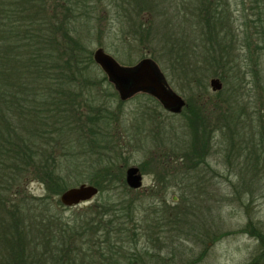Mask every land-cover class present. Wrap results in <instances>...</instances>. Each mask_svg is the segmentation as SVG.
<instances>
[{"label":"trees","instance_id":"16d2710c","mask_svg":"<svg viewBox=\"0 0 264 264\" xmlns=\"http://www.w3.org/2000/svg\"><path fill=\"white\" fill-rule=\"evenodd\" d=\"M235 2L250 14L243 13L242 30L235 34L223 30L235 21L228 14V0H115L109 4L118 9L119 17L130 21L134 41L153 35L159 28L152 25L160 17L171 18L169 11L174 7L177 15L189 10L206 49L202 61L214 70V76L230 79L243 49L245 66L264 95V0ZM92 5V0H0V264H117L122 243L128 239L123 235L131 223V206L116 209L119 202L102 194L117 188L125 194L128 187L121 181V171L106 162L108 150L98 123L110 112L91 104L100 83L92 75L98 65L80 38L79 27L88 26ZM144 15L155 21L144 22ZM187 107L195 137L182 144L185 150L178 158L184 163L179 168L185 164L188 173L204 162L211 133L219 129L226 132L228 152L234 148L233 154L244 156L240 172L264 171L258 165L264 161V102L258 138H254L257 132H244V126L239 132L240 116L227 100L210 111L214 122L205 105ZM71 132L79 133L78 143H84V150L99 151L95 161L99 182L92 184L100 194L92 207L84 213L73 212L72 218L65 215L72 207L56 200L66 189L62 174L80 167L78 158L71 155L73 148L71 153H61ZM246 134L251 137L241 140ZM31 182L41 184L44 195L29 196L26 189ZM122 257L128 261L133 255Z\"/></svg>","mask_w":264,"mask_h":264},{"label":"rangeland","instance_id":"374dc122","mask_svg":"<svg viewBox=\"0 0 264 264\" xmlns=\"http://www.w3.org/2000/svg\"><path fill=\"white\" fill-rule=\"evenodd\" d=\"M228 1V14L231 21H235L233 26L225 25L223 30L235 34L242 30L243 13L250 14L243 12L240 5L235 6L237 0ZM92 2V11L87 13L88 26L79 27V36L92 57L97 48H102L122 66H133L150 58L169 88L186 103L181 113L171 114L146 93L121 101L101 69L96 66L92 72L100 83L91 104L110 112L104 122L99 124L96 119L105 138L102 144L108 150L106 162L114 165L117 172L121 171L125 186L129 167L138 168L142 175V187L138 190L128 188V192L122 194V189L117 188L102 193L104 198L108 194V198L119 202L116 209L131 206V223L124 228L123 235L128 239L122 243L118 256L121 258L116 256L117 264H128L132 260L131 264H264V171L240 172L238 167L243 164L244 156L233 154L234 148L228 152L226 132L219 129L211 133L204 162L194 170L187 163L188 173L185 164L178 167L184 163L178 158L185 150L182 144L195 137L189 126L191 115L187 105H205L214 122L216 118L210 111L216 103L227 100L240 116V133L242 126L244 132H257L254 138L262 133L259 111L264 95L262 86L257 87V79L246 67L245 50L240 51L234 62L230 79L222 81L218 77L221 91L213 92L209 82L217 77L202 61L206 49L201 45L200 28L193 22L189 10L182 9L177 15V7H174V11H169L171 18L164 16L156 21L144 15V22L155 21L152 26L159 29L147 40L134 41L130 21L119 17L118 9L109 4L115 0ZM237 34L241 38V33ZM93 115L96 118V114ZM95 131L93 128L92 133ZM78 134L71 132L66 139L67 147L63 145L64 150H61L68 153L73 148L71 155L77 157L80 164L77 171L65 170L62 174L65 191L99 182L95 172L99 151L92 153L87 147L84 150V143H78ZM245 137L249 136L246 134L241 140ZM258 165L264 170V161ZM26 190L31 197L45 193L44 187L35 182L27 185ZM99 197L100 194L72 207L65 215L72 218L73 212H86ZM124 254L126 257L132 254L133 258L127 261L122 257Z\"/></svg>","mask_w":264,"mask_h":264},{"label":"water","instance_id":"95a60500","mask_svg":"<svg viewBox=\"0 0 264 264\" xmlns=\"http://www.w3.org/2000/svg\"><path fill=\"white\" fill-rule=\"evenodd\" d=\"M93 60L112 83L122 101L138 93H146L171 114L181 113L186 106L184 99L169 88L150 58H144L133 66H122L102 48H97L93 53ZM209 84L213 92L222 89V83L218 78L211 79ZM125 182L130 189L141 188L142 175L139 169L129 167L125 173ZM98 192L95 186L81 184L61 193L59 200L64 206L74 207L89 202L98 195Z\"/></svg>","mask_w":264,"mask_h":264},{"label":"flooded vegetation","instance_id":"af4514ba","mask_svg":"<svg viewBox=\"0 0 264 264\" xmlns=\"http://www.w3.org/2000/svg\"><path fill=\"white\" fill-rule=\"evenodd\" d=\"M140 189V188H139ZM133 190H138V189H133ZM99 191V190H98ZM99 193V192H98Z\"/></svg>","mask_w":264,"mask_h":264}]
</instances>
